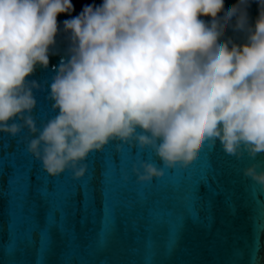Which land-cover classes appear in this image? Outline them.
I'll list each match as a JSON object with an SVG mask.
<instances>
[{
  "label": "clouds",
  "instance_id": "9594fccd",
  "mask_svg": "<svg viewBox=\"0 0 264 264\" xmlns=\"http://www.w3.org/2000/svg\"><path fill=\"white\" fill-rule=\"evenodd\" d=\"M249 3L227 10L224 0L86 5L64 22L70 58L50 93L59 113L39 130L30 115L39 85L26 77L48 66L57 16L73 10L72 0H0V132H38L25 138L26 150L52 177L70 170L83 178L89 154L110 142L150 150L162 162L133 165L142 184L165 169H187L217 139L226 154L255 158L264 152V0H256L254 24ZM227 27L244 33L243 42L222 39ZM16 118L23 123L9 124ZM258 167L243 174L264 189Z\"/></svg>",
  "mask_w": 264,
  "mask_h": 264
},
{
  "label": "water",
  "instance_id": "95a60500",
  "mask_svg": "<svg viewBox=\"0 0 264 264\" xmlns=\"http://www.w3.org/2000/svg\"><path fill=\"white\" fill-rule=\"evenodd\" d=\"M236 2L224 0L225 10ZM102 3L72 0L73 10L57 16L48 66L26 77L39 85L30 113L39 130L59 113L50 93L70 58L64 22ZM247 12L254 24L256 0ZM229 38L242 43L244 33L227 27L222 39ZM38 134L27 127L15 137L0 132V264H264V189L243 174L253 164L264 170V152L237 158L217 139L187 169H165L163 178L142 184L133 165L162 162L150 150L110 142L89 154L85 176L74 179L70 170L50 176L26 150L25 138ZM119 154L114 171L111 157Z\"/></svg>",
  "mask_w": 264,
  "mask_h": 264
},
{
  "label": "snow or ice",
  "instance_id": "6c2138e0",
  "mask_svg": "<svg viewBox=\"0 0 264 264\" xmlns=\"http://www.w3.org/2000/svg\"><path fill=\"white\" fill-rule=\"evenodd\" d=\"M110 163L112 164L113 170L114 171H119V165H120V154L118 157H111ZM104 164V172L108 170V164L109 161L103 160Z\"/></svg>",
  "mask_w": 264,
  "mask_h": 264
}]
</instances>
